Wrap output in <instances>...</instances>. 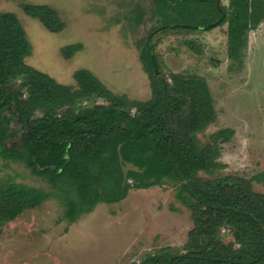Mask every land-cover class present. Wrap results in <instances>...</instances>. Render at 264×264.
<instances>
[{
    "label": "trees",
    "instance_id": "16d2710c",
    "mask_svg": "<svg viewBox=\"0 0 264 264\" xmlns=\"http://www.w3.org/2000/svg\"><path fill=\"white\" fill-rule=\"evenodd\" d=\"M22 7L52 32L65 26L50 5ZM152 12L157 24L139 40L148 99L113 91L86 67L73 72L76 85L58 81L26 61L32 46L17 14L0 12V156L50 186L0 179V223L52 196L72 222L98 203L122 200L131 187L171 182L192 212L188 239L130 264H264V192L252 184L259 177L199 175L224 166L222 144L233 130L220 128L201 142L198 133L215 118L210 86L201 76L166 74L155 38L227 23V54L238 64L248 32L264 20V0H152ZM82 46L70 43L62 52L69 57Z\"/></svg>",
    "mask_w": 264,
    "mask_h": 264
},
{
    "label": "rangeland",
    "instance_id": "374dc122",
    "mask_svg": "<svg viewBox=\"0 0 264 264\" xmlns=\"http://www.w3.org/2000/svg\"><path fill=\"white\" fill-rule=\"evenodd\" d=\"M26 2L55 8L64 28L48 30L25 13ZM1 11L14 12L21 20L32 46L26 61L58 81L76 85L73 72L86 67L117 93L151 96L139 40L157 24L152 0H0ZM155 38L166 74L201 76L210 86L215 118L198 133L201 142L220 128L233 130L222 144L224 166L199 175L256 176L253 188L264 192V20L248 32L242 61L233 65L227 54V23L207 31L169 30ZM189 40L199 51L188 46ZM74 42L82 49L65 56L62 47ZM0 179L50 188L23 163L1 156ZM176 192L171 182L131 187L122 200L98 203L72 222L63 217L61 198L52 196L0 223V264H130L160 247H181L193 219Z\"/></svg>",
    "mask_w": 264,
    "mask_h": 264
}]
</instances>
